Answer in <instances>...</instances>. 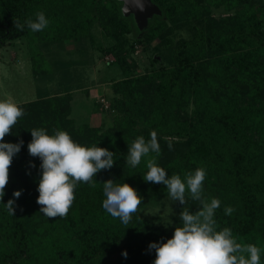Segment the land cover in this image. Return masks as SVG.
<instances>
[{
    "label": "trees",
    "instance_id": "1",
    "mask_svg": "<svg viewBox=\"0 0 264 264\" xmlns=\"http://www.w3.org/2000/svg\"><path fill=\"white\" fill-rule=\"evenodd\" d=\"M153 1L162 14L154 15L140 30L132 15H123L120 0H0V48L23 37L32 46L40 41L68 39L81 44L85 39L93 40L92 26L99 22L104 32L117 40L126 34H133L136 39L143 34L144 48L153 39L162 38L172 61V66L161 65L154 71L160 79L155 97L158 103L145 125L141 124L145 116L132 91L128 90L131 97L126 96L117 106L120 112L117 124L121 131L116 138L105 133L80 142L89 147L97 144L108 148L114 152L116 161L110 170H102L93 178L95 188L86 183L77 186L76 198L66 217L46 221L43 228L38 225L42 213H38L35 204L40 208L36 201L41 160L29 155L28 146L13 158L10 181L0 202V264H110L104 257L108 250L118 249L120 243L127 247L130 255L115 262L129 263L135 250L147 243L144 236L147 225L140 219L139 211L133 214L127 226L108 214L102 207L103 182L112 179L118 184L129 183L144 199L147 195L155 197L154 194L167 193L166 185L143 179L148 171L147 160L156 156L155 153L143 157L135 168L126 164L129 145L139 136L150 139L152 131H156L158 139L163 135L177 138L178 141L169 140L172 147L186 146L172 155L169 141H164L160 155L156 156L157 164L166 169L168 176L175 173L182 179L185 173L204 168L207 173L204 197L221 201L215 214L219 229L230 227L238 242L261 248V264H264V136L255 144L252 135L254 129L264 128V104L241 106L238 88L228 79L225 82L233 92L216 100L208 88L210 79L196 61L204 53L223 54L217 61L216 73L231 74L230 65L235 64L245 78H257L264 84V66L259 58L264 56V0ZM216 6H223L233 14L210 26L193 23L191 38L180 37L173 41L166 38L168 21L176 22L177 15L188 12L193 20L205 13L210 15L211 7ZM41 11L50 23L43 31L32 32L25 21L34 20ZM15 20L25 24L22 31L16 28ZM236 46L249 51L240 54ZM111 50L123 60L119 46ZM136 79L141 81L142 78ZM190 97L195 102L193 115L181 116L175 107L181 108ZM69 110V105L64 106L56 98L31 102L25 105L22 123L16 124L21 129H13L5 141L18 143L22 139L29 143L31 129L47 127L48 118L59 127ZM224 186L226 189L221 191ZM16 190H22V194L16 199L15 215H10L5 204L14 198ZM227 206L234 208L231 215L225 214ZM198 207L199 202L191 200V211ZM49 225L53 230H48Z\"/></svg>",
    "mask_w": 264,
    "mask_h": 264
},
{
    "label": "rangeland",
    "instance_id": "2",
    "mask_svg": "<svg viewBox=\"0 0 264 264\" xmlns=\"http://www.w3.org/2000/svg\"><path fill=\"white\" fill-rule=\"evenodd\" d=\"M232 14L233 11H228L223 6L211 7L210 15L205 13L193 20H190L188 12L181 13L176 16V22L168 21L164 33L169 41L180 37L191 38L193 23H206L210 26L209 24L227 19ZM91 32L93 40L85 39L81 44L68 39L63 42L40 41L32 46L26 37L6 43L0 48V100L11 97L25 111V105L31 102L56 98L64 106L69 105L70 110L66 112L65 119L60 121L61 126L57 127L56 121L48 118L49 124L45 129L67 131L74 141L80 143L86 138L91 139L94 135L105 133L113 134L116 138L121 131L117 124V116L120 115L118 102L125 100L126 96L131 97L129 90L132 91L141 114L145 116L141 120V124L145 125L158 103L155 97L160 79H157L154 71L161 65L172 66L162 38L153 39L146 44L148 47L144 48L143 34L138 39L133 34H126L117 40L108 36L99 22L92 26ZM116 46H119L123 60H119L111 50ZM236 49L240 54L249 51L248 48L238 46ZM221 56L224 55L211 56L204 53L196 60L210 79L208 88L211 96L222 100L224 96L232 93L230 86L225 82L228 79L229 83L238 88L237 97L241 106L264 104V84L259 79L245 78L235 64L230 65L231 74L224 76V73H216L217 61ZM259 58L264 66V56ZM140 77L141 81L136 79ZM133 79L136 80L129 82ZM124 81L127 83L123 84ZM194 108L192 97L185 101L181 108L175 107L177 112L180 110L179 114L185 117L193 115ZM32 114L35 115L34 111ZM24 116L17 124L22 123ZM30 118L32 121V117ZM20 127L15 125L13 129L19 130ZM252 135L254 143H260L264 128L254 129ZM158 140L161 147H164V141H178L170 135H163ZM27 146L28 143H23L19 153H23ZM180 148L186 149V146L182 144ZM180 148L177 144L169 151L174 155ZM225 189L224 186L221 191ZM154 196L147 195L139 209V217L147 225L144 229L147 243L135 250L127 264H153L156 254L155 250H149V244L166 242L171 238L175 228L182 224L180 212L183 207L191 210L189 198L186 205H181L178 201H172L167 193ZM35 208L40 210L36 204ZM43 215L42 213L38 224L42 228L46 221L52 220ZM60 218L56 217L54 220ZM52 225L47 227L48 230H53ZM124 252H127V256L130 255L127 247L120 243L118 249L107 251L104 260L110 264L116 263L115 261L124 258Z\"/></svg>",
    "mask_w": 264,
    "mask_h": 264
},
{
    "label": "clouds",
    "instance_id": "3",
    "mask_svg": "<svg viewBox=\"0 0 264 264\" xmlns=\"http://www.w3.org/2000/svg\"><path fill=\"white\" fill-rule=\"evenodd\" d=\"M135 3L137 7L143 8L142 0H135ZM123 11L127 12L128 9L124 8ZM49 23L42 11L36 13L34 20L29 18L25 21L32 32L43 31ZM25 24L15 20L16 28L21 31ZM24 115V109L11 97L0 100V202H3L10 181L13 158L24 143L22 139L18 143L6 142L5 137L12 133ZM30 131L32 140L28 143L29 155L41 160L42 174L36 201L40 205L39 211L50 219L66 217L76 198L77 186L86 183L95 188L93 178L100 171L110 170L114 166V152L97 144L90 147L82 145L74 141L67 131L54 130L52 134L45 128H33ZM168 147L172 148L171 141ZM150 153L156 156L161 153L156 131L150 133V139L139 136L129 145L126 164L135 168ZM156 156L147 160L148 171L143 179L149 183L166 185L167 195L172 201L186 205L190 198L199 202V207L194 212L183 207L180 212L182 224L175 228L173 236L166 242L149 244V250H155L156 254L153 264H261V248L255 244L238 242L230 227L219 229L215 214L221 201L214 197L209 200L203 195L206 170L197 168L194 172H187L184 179L175 173L168 176L166 169L157 164ZM21 194L22 190L14 191V198L4 203L10 215H15L16 199ZM103 194V209L126 226L144 202L143 196L131 184H118L112 179L103 182ZM233 211L231 206L225 208L226 215H231ZM123 255L126 257L127 252Z\"/></svg>",
    "mask_w": 264,
    "mask_h": 264
},
{
    "label": "water",
    "instance_id": "4",
    "mask_svg": "<svg viewBox=\"0 0 264 264\" xmlns=\"http://www.w3.org/2000/svg\"><path fill=\"white\" fill-rule=\"evenodd\" d=\"M122 1V13L124 16L132 15L137 27L140 30H143L154 15H161L162 11L158 4L153 0H142L143 8L136 6L135 0H120ZM124 8H127L128 11H123Z\"/></svg>",
    "mask_w": 264,
    "mask_h": 264
}]
</instances>
